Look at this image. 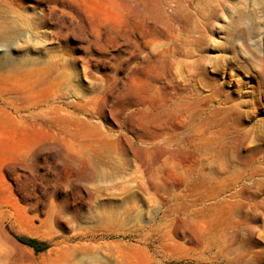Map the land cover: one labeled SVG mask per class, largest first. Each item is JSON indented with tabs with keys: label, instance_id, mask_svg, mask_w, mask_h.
<instances>
[{
	"label": "rangeland",
	"instance_id": "rangeland-1",
	"mask_svg": "<svg viewBox=\"0 0 264 264\" xmlns=\"http://www.w3.org/2000/svg\"><path fill=\"white\" fill-rule=\"evenodd\" d=\"M0 264H264V0H0Z\"/></svg>",
	"mask_w": 264,
	"mask_h": 264
},
{
	"label": "trees",
	"instance_id": "trees-1",
	"mask_svg": "<svg viewBox=\"0 0 264 264\" xmlns=\"http://www.w3.org/2000/svg\"><path fill=\"white\" fill-rule=\"evenodd\" d=\"M11 233L19 242L33 248L36 252L45 251L50 247V243L46 240L38 239L36 237H31L24 234H18L12 231Z\"/></svg>",
	"mask_w": 264,
	"mask_h": 264
},
{
	"label": "bare ground",
	"instance_id": "bare-ground-1",
	"mask_svg": "<svg viewBox=\"0 0 264 264\" xmlns=\"http://www.w3.org/2000/svg\"><path fill=\"white\" fill-rule=\"evenodd\" d=\"M189 83H190V81H189ZM190 85V84H189ZM178 111H180V114H187L188 115V117L189 116H194V115H198V112H196V111H190L189 113H187L186 111H185V109L184 108H182L181 110H178ZM240 194V191H234V192H232V194H231V198H235V197H237L238 195Z\"/></svg>",
	"mask_w": 264,
	"mask_h": 264
}]
</instances>
